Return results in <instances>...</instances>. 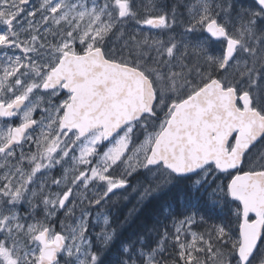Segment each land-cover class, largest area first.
I'll return each mask as SVG.
<instances>
[{
	"label": "snow or ice",
	"instance_id": "obj_1",
	"mask_svg": "<svg viewBox=\"0 0 264 264\" xmlns=\"http://www.w3.org/2000/svg\"><path fill=\"white\" fill-rule=\"evenodd\" d=\"M0 264H264V0H0Z\"/></svg>",
	"mask_w": 264,
	"mask_h": 264
},
{
	"label": "trees",
	"instance_id": "obj_2",
	"mask_svg": "<svg viewBox=\"0 0 264 264\" xmlns=\"http://www.w3.org/2000/svg\"><path fill=\"white\" fill-rule=\"evenodd\" d=\"M130 206V205H129ZM121 211H126V209H121Z\"/></svg>",
	"mask_w": 264,
	"mask_h": 264
}]
</instances>
